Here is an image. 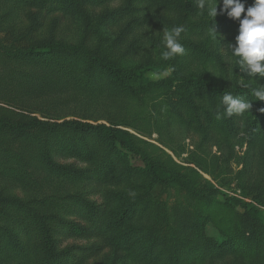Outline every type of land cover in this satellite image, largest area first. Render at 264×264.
I'll return each mask as SVG.
<instances>
[{
	"label": "trees",
	"instance_id": "1",
	"mask_svg": "<svg viewBox=\"0 0 264 264\" xmlns=\"http://www.w3.org/2000/svg\"><path fill=\"white\" fill-rule=\"evenodd\" d=\"M111 1L0 0V184L13 183L21 189L14 193L0 187V264H10L9 259H29L32 264H60L61 259H67L68 250L61 247L60 241L53 234L58 225L72 230L73 224L79 225L68 220L61 208L66 210L64 205L68 201H73L72 208L78 211L79 219H88L101 233V240L122 250L140 248L143 251L141 258L154 264H179L189 256L191 246L195 247L199 241L201 227L209 217L201 218L200 212L198 214L197 210L185 206L167 205L165 202L161 204L156 201L159 196L154 189L183 190L202 202L220 193L217 188L199 189L183 179V173L169 172L163 162L147 156L142 158L140 170L132 167L120 156L118 148L135 154L136 150L119 135L116 127L77 120L57 122L60 114L51 111L53 106L48 104L46 98L50 95L49 88L57 74L64 73L67 80L83 82L85 88L101 89L105 87L100 86L105 78L106 83L115 85L116 90L111 93L114 96L122 92L136 95V84L131 78L136 75L147 77L146 72L151 73L148 67L137 71L135 75L134 72H125L117 63L114 64L111 54L119 48L116 44L110 52L94 51L86 36L87 27L80 45H72L57 40L55 32L59 20L56 17L47 22L54 12L70 13L86 6L94 9ZM135 1L138 0H122L109 10L108 19L116 14L123 19L122 13L137 11ZM139 2H147V12H170L168 5L173 7V12L190 11L187 0ZM150 19L151 14L144 21ZM190 25L193 27L195 23ZM44 28H48L49 37L42 36L41 39L40 33ZM37 34L39 38H35ZM30 37L37 40L34 45L26 49L19 45ZM27 59L37 60L36 68L25 67ZM177 83L181 89L197 92L195 96L205 107L210 127L219 132L223 129L224 133L231 135L247 134L249 162L252 164L250 170L254 176V180L250 178L248 183H256L258 175L264 176V132L261 131L264 126V101L255 99L253 90L242 91L235 87L221 90L207 80L198 78H178ZM225 93L251 100L252 118L245 114L224 116L225 127L218 125L217 114L223 116L224 112L220 96ZM195 96L191 94L192 100L187 104L182 103L185 111L191 110ZM36 114L44 119H39ZM202 115L197 119L190 118L188 126L193 128L195 126L192 123H196V129L203 131ZM11 135L14 139L9 141ZM25 153L32 154L31 164L37 165L34 175L26 168H13L11 171L4 169L9 158L18 162L16 166L24 165L27 161L22 160V155ZM79 163L85 165L80 166ZM89 175L116 187L132 183L133 186L126 189L122 186L124 192L108 190L101 194L99 202L90 200L88 192L44 194L40 190L28 192L23 189L37 188L44 181L41 176L79 181ZM227 200L238 204L247 216L257 221L256 242L246 245L247 251L240 252L256 253V259L251 264L264 262V258L258 256L264 244V222L256 205L238 198L227 197ZM251 200L264 205V183L251 196ZM14 225L20 228V234L15 232ZM208 244L206 256L216 257L221 254L212 242ZM76 260L77 257L74 262Z\"/></svg>",
	"mask_w": 264,
	"mask_h": 264
},
{
	"label": "rangeland",
	"instance_id": "2",
	"mask_svg": "<svg viewBox=\"0 0 264 264\" xmlns=\"http://www.w3.org/2000/svg\"><path fill=\"white\" fill-rule=\"evenodd\" d=\"M138 1L134 3L138 10L122 13L123 19L119 14L109 19L107 17L109 10L119 5L122 0H112L94 9L86 6L75 12H54L53 15H49L47 22L53 17L59 20L55 36L64 44L80 45L87 27L86 36L91 41L94 51L98 49L100 52H110L113 45L119 46L111 55L114 57V64L117 63L125 72H134L136 75L137 71L145 68L149 67L148 70H151V73L146 72L147 77L136 75L137 77L131 78L136 84V95L122 92L114 96L111 93L116 90L115 85L106 83L105 78L100 85L105 87L85 88L83 82L67 80L64 73H59L49 88L50 95L46 97L48 104L53 106L51 111L59 112L57 122L77 120L82 123L116 127L119 135L136 150L135 154L118 148L120 156L137 170L142 168V158L147 156L163 162L169 172L183 173V179L201 190L217 188L220 191L202 202L187 195L183 190L160 187L154 189L155 194L159 196L156 201L161 204L165 202L167 205L185 206L197 210L198 214L200 212L201 218L209 217L201 227L199 241L195 243V247L191 246L189 256L182 259L179 264H251L256 259V253L242 254L240 251H247L246 245H253L256 242L257 221L247 216L238 204L227 200V197L238 198L256 205L264 222V205L251 200V196L264 183V176H257V182L254 184L258 186L248 183L250 178L254 180L248 154L249 138L244 132L231 135L224 133L223 129L219 132L210 127L205 107L195 96L197 92L181 89L177 80L193 77L207 80L221 90L235 87L243 91L264 87V78L255 80L242 73L236 63L237 58L228 50L227 44L235 43L239 22L228 18L226 14H219L222 0H217L218 15L213 19L207 15L206 9L201 11L197 7V0H187L190 3L189 12H173L171 5L167 6L170 12H147L145 10L147 2ZM215 2L216 0H209L210 4ZM244 3L247 8L253 4V0H244ZM149 14L152 15V19L144 21ZM103 18L105 20L101 21ZM117 19L121 21L120 24L117 23ZM193 22L195 25L192 27L190 24ZM175 26L184 28L180 43L185 52L170 60H164L161 58L164 50L163 33L165 29L170 30ZM211 28L216 31V38L211 35ZM42 36L49 37L48 28L41 31V39ZM36 37L39 38V35ZM36 42V39L30 37L19 45L26 49ZM37 64V60L27 59L24 62L27 68H36ZM191 94L195 96L194 105L191 110L185 111L182 103L187 104L192 100ZM221 100L220 96V102ZM201 113L204 118L201 123L204 130L198 131L196 123H192L195 127L190 128L187 121L190 118H199ZM244 114L252 118V108ZM35 116L44 119L38 114ZM224 118L223 115L217 123L222 125V128L225 127ZM234 118L236 117H232ZM261 131L264 132V126ZM12 136L8 138L9 141L14 139ZM31 155L29 153L22 155V160L27 161L22 166H16L18 162L9 158L4 169L11 171L13 168H26L34 175L38 168L37 165L31 164ZM41 177L44 181L41 180L43 182L38 184L37 188L23 189L28 192L40 190L44 194L88 192L90 200L95 199L99 202L101 194L108 190L124 192L123 188L133 186L132 183L122 185L123 188L116 187L104 180H95L91 175L79 181ZM0 187L8 188L14 193L21 190L13 183L2 182ZM72 206L73 201H68L64 205L67 209L61 208L68 220L79 225L73 224L74 230L58 225L55 227L56 233L53 234L60 241L61 247L69 252V257L61 259L60 264H154L141 258L143 251L140 248L122 250L107 243L106 240H101L99 238L101 233L97 232L88 219H79L78 211ZM13 227L16 233H21L20 228L16 225ZM209 241L218 248L220 255L216 257L205 255ZM258 256L264 258V244L261 245ZM76 257L77 260L74 262ZM9 260L10 264H32L29 259Z\"/></svg>",
	"mask_w": 264,
	"mask_h": 264
},
{
	"label": "clouds",
	"instance_id": "3",
	"mask_svg": "<svg viewBox=\"0 0 264 264\" xmlns=\"http://www.w3.org/2000/svg\"><path fill=\"white\" fill-rule=\"evenodd\" d=\"M216 4L217 0L214 4H210L209 0H197V7L201 11L206 9L207 15L212 19L218 15ZM219 14H226L228 18L239 22L235 43H228L227 46L231 55L237 58L236 63L240 71L255 80L264 78V0H253V4L247 8H245L244 0H222ZM183 31V26L164 30L162 59L170 60L184 54L185 49L180 43ZM211 35L213 38L217 37L213 28H211ZM252 95L255 99L264 101V87L253 89ZM250 101L225 93L221 100L224 106L223 115L231 117L234 114L243 115L249 112L252 108ZM221 118V114L218 113L217 119Z\"/></svg>",
	"mask_w": 264,
	"mask_h": 264
}]
</instances>
